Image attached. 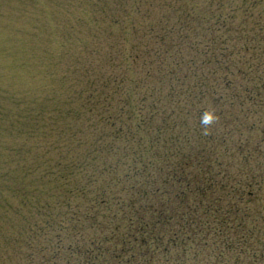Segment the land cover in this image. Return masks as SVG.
<instances>
[{"label": "trees", "instance_id": "1", "mask_svg": "<svg viewBox=\"0 0 264 264\" xmlns=\"http://www.w3.org/2000/svg\"><path fill=\"white\" fill-rule=\"evenodd\" d=\"M96 13L107 45L7 263L264 264V0Z\"/></svg>", "mask_w": 264, "mask_h": 264}, {"label": "rangeland", "instance_id": "2", "mask_svg": "<svg viewBox=\"0 0 264 264\" xmlns=\"http://www.w3.org/2000/svg\"><path fill=\"white\" fill-rule=\"evenodd\" d=\"M105 1L0 0L1 264L50 190L45 172L61 157L59 135L73 126V94L91 49L107 45L96 13Z\"/></svg>", "mask_w": 264, "mask_h": 264}]
</instances>
